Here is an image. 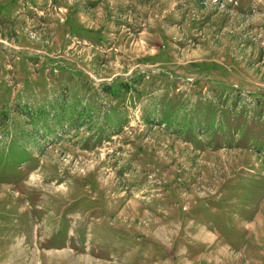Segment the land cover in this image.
I'll return each instance as SVG.
<instances>
[{"label":"rangeland","instance_id":"1","mask_svg":"<svg viewBox=\"0 0 264 264\" xmlns=\"http://www.w3.org/2000/svg\"><path fill=\"white\" fill-rule=\"evenodd\" d=\"M7 133L0 264H264V0H0Z\"/></svg>","mask_w":264,"mask_h":264}]
</instances>
